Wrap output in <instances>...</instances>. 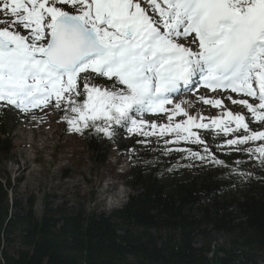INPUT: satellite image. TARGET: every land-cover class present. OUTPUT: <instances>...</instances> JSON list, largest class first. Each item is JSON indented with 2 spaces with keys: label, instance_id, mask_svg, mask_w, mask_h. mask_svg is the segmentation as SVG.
Segmentation results:
<instances>
[{
  "label": "snow or ice",
  "instance_id": "obj_1",
  "mask_svg": "<svg viewBox=\"0 0 264 264\" xmlns=\"http://www.w3.org/2000/svg\"><path fill=\"white\" fill-rule=\"evenodd\" d=\"M95 77L113 84L101 87ZM196 83L246 97L228 99L264 124V0H0V107L27 113L54 102L71 131L111 138L119 126L167 136L166 146L197 144L203 152L177 150L223 164L200 135L212 130L232 137L218 148L264 165V129L252 130L245 113L206 96L200 100L220 115L193 116L173 104V94ZM250 142L260 143L241 147Z\"/></svg>",
  "mask_w": 264,
  "mask_h": 264
},
{
  "label": "trees",
  "instance_id": "obj_2",
  "mask_svg": "<svg viewBox=\"0 0 264 264\" xmlns=\"http://www.w3.org/2000/svg\"><path fill=\"white\" fill-rule=\"evenodd\" d=\"M81 134L97 165L121 141L91 129ZM4 136L0 145L11 149ZM135 142L122 148L130 162L124 176L135 193L109 214L45 200L37 216L32 203L25 209L9 198L0 181V264H264V165L219 143L211 147L223 164Z\"/></svg>",
  "mask_w": 264,
  "mask_h": 264
},
{
  "label": "rangeland",
  "instance_id": "obj_3",
  "mask_svg": "<svg viewBox=\"0 0 264 264\" xmlns=\"http://www.w3.org/2000/svg\"><path fill=\"white\" fill-rule=\"evenodd\" d=\"M110 82L111 80L100 77L95 84L108 87ZM190 96L194 98L193 93ZM62 107L56 108L53 102L27 113L12 106L5 114L0 110V139L2 142L5 140L6 132L12 146L9 149L5 143L0 145V181L8 188L9 198L16 197L25 209L32 203L37 216H41L45 200L52 206L65 210L109 214L121 207L129 195L135 193L127 179L123 178L130 164L122 148L144 136L130 134L127 129L121 131L118 134L121 141L111 150L106 163L94 164L91 151L81 133L64 130V120L58 115ZM208 107L210 106L202 103L201 112H206ZM199 109L200 106L197 105L196 111ZM153 116L146 113L143 118L150 121L157 119L160 121L158 124L167 123L166 115L162 114L158 118ZM203 134L208 144H223L229 138L215 136L212 130ZM144 138L151 141V146L171 139L167 136L159 139L156 136ZM137 143L140 147L145 144L142 141ZM181 144L185 146L182 149L200 147L192 143ZM245 146L251 147V142ZM175 154L188 156L186 152L178 150ZM118 158H122L121 162H117ZM261 169L264 173V166ZM168 180L169 178L165 181Z\"/></svg>",
  "mask_w": 264,
  "mask_h": 264
},
{
  "label": "bare ground",
  "instance_id": "obj_4",
  "mask_svg": "<svg viewBox=\"0 0 264 264\" xmlns=\"http://www.w3.org/2000/svg\"><path fill=\"white\" fill-rule=\"evenodd\" d=\"M219 93L222 95V91H219ZM230 93V92H229ZM191 94V93H190ZM182 95H178L177 96V98H179V97H181ZM196 104H200L198 101H196ZM207 106H211V105H209V104H207ZM229 109H231L232 111H235V112H240L239 110H238V108L237 107H235V105L234 104H231L230 105V107H229ZM252 128V127H251ZM253 129V128H252ZM253 130H256V129H253Z\"/></svg>",
  "mask_w": 264,
  "mask_h": 264
}]
</instances>
